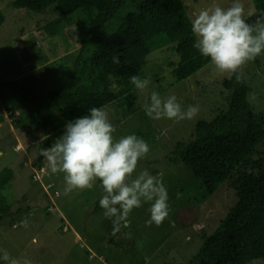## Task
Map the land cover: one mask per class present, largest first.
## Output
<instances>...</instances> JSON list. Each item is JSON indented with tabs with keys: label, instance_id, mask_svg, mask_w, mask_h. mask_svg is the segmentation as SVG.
<instances>
[{
	"label": "rangeland",
	"instance_id": "374dc122",
	"mask_svg": "<svg viewBox=\"0 0 264 264\" xmlns=\"http://www.w3.org/2000/svg\"><path fill=\"white\" fill-rule=\"evenodd\" d=\"M254 1L241 0L246 18L249 10L255 12ZM232 2L183 0L190 22L203 8L228 7ZM126 12L123 10L108 23L106 32ZM0 14V82L15 80L30 94L16 104L0 89V176L3 172L8 175L4 193L10 202L9 215L0 223V249L7 250L20 264L25 260L31 264H187L202 244L200 236L210 235L217 228L236 198L228 181L213 195L206 194L185 165L169 164L167 158L175 142L188 141L193 136L198 120H210L226 109L229 92L221 82L227 75L218 73L208 63L192 76L176 81L167 63L179 61L178 55L168 49H156L148 54L139 74L150 80L147 89L141 92L134 85L131 87L137 97L136 112L125 115V107L117 102L104 106L115 128L114 138L135 134L148 143L150 150L138 162L132 178L147 170L161 179L169 205V216L161 225L146 226L150 205L142 203L130 213L129 227L114 234L112 220L104 217V210L94 212L96 202L104 195L98 181L92 189L64 195L63 174L50 173L46 160L40 156V150L48 148L43 144L44 137L37 134V139L29 144L25 131L15 127V118L11 119L9 111L12 107L17 117L33 106V96L43 95L70 79L79 49L76 18L81 17L80 12L62 17L52 6L43 13H27L16 0H0ZM242 71L251 88L248 101L252 110L263 111L264 52ZM152 91L165 98L175 95L184 109L199 106V113L191 120L152 119L143 110ZM258 150L262 155L264 145ZM39 157L41 167L35 168ZM17 220H27V226H16ZM0 264L6 262L0 260ZM247 264L264 261L256 259Z\"/></svg>",
	"mask_w": 264,
	"mask_h": 264
},
{
	"label": "trees",
	"instance_id": "16d2710c",
	"mask_svg": "<svg viewBox=\"0 0 264 264\" xmlns=\"http://www.w3.org/2000/svg\"><path fill=\"white\" fill-rule=\"evenodd\" d=\"M16 4L27 13L39 14L56 6L62 17L76 11L81 15L76 18L79 49L70 79L33 96V106L17 117L9 108L15 127L25 131L29 144L40 134L43 144L50 147L67 122L88 114L92 107L117 102L125 107V115L135 113L137 97L130 77L139 76L148 54L156 49L178 55L179 61L167 63L176 81L210 63V58L193 47L195 37L183 0H16ZM254 7L256 15L264 13V0H255ZM123 10L127 12L118 24L106 32L105 26ZM255 18L247 19L251 23ZM2 22L0 14V25ZM113 57H118L119 63H114ZM255 62L259 66V61ZM221 85L229 92L226 109L210 120H198L193 136L175 142L167 158L169 164L185 165L206 194L213 195L228 181L236 198L217 228L200 236L202 244L187 264L264 261V152L261 155L258 150L264 145V110H252L248 101L251 88L243 76L239 82L235 75L227 76ZM0 89L16 104L30 97L15 80L1 81ZM41 163L39 157L34 167L40 168ZM7 177L6 172L1 173L0 223L9 215V197L4 193ZM101 210L98 200L94 212Z\"/></svg>",
	"mask_w": 264,
	"mask_h": 264
},
{
	"label": "clouds",
	"instance_id": "9594fccd",
	"mask_svg": "<svg viewBox=\"0 0 264 264\" xmlns=\"http://www.w3.org/2000/svg\"><path fill=\"white\" fill-rule=\"evenodd\" d=\"M256 18L249 23L241 0L230 6L213 5L201 9L191 20L195 37L193 47L205 57L215 70L241 80L244 66L264 52V13L256 15L249 10L247 17ZM119 63L118 57H113ZM130 82L141 92L150 83L148 78L133 75ZM145 114L152 119H193L199 106L182 108L175 95L161 97L152 91L143 105ZM115 128L104 107H92L88 114L69 121L63 134L50 147L42 148L40 156L52 174L61 173L65 182L64 195L74 190L92 189L96 181L104 193L99 206L105 218L111 219L113 232L129 227L128 217L142 203L150 206L146 226H159L169 216L168 193L162 180L147 170L133 177L137 164L149 152L148 143L130 134L114 138ZM16 226H27V220ZM130 235V234H129ZM0 260L6 264H20L5 249H0ZM24 264H31L25 260Z\"/></svg>",
	"mask_w": 264,
	"mask_h": 264
}]
</instances>
